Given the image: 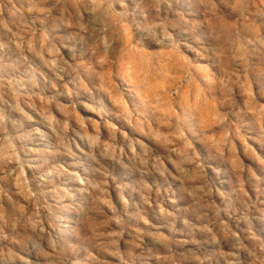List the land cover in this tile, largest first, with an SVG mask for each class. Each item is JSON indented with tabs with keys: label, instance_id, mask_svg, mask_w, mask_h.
Returning a JSON list of instances; mask_svg holds the SVG:
<instances>
[{
	"label": "rangeland",
	"instance_id": "374dc122",
	"mask_svg": "<svg viewBox=\"0 0 264 264\" xmlns=\"http://www.w3.org/2000/svg\"><path fill=\"white\" fill-rule=\"evenodd\" d=\"M0 264H264V0H0Z\"/></svg>",
	"mask_w": 264,
	"mask_h": 264
}]
</instances>
